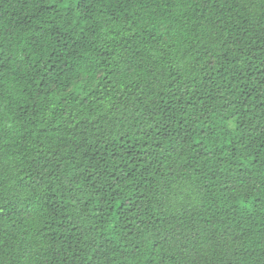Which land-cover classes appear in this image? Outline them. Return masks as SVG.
<instances>
[{
  "label": "trees",
  "instance_id": "obj_1",
  "mask_svg": "<svg viewBox=\"0 0 264 264\" xmlns=\"http://www.w3.org/2000/svg\"><path fill=\"white\" fill-rule=\"evenodd\" d=\"M0 264H264V0H0Z\"/></svg>",
  "mask_w": 264,
  "mask_h": 264
}]
</instances>
